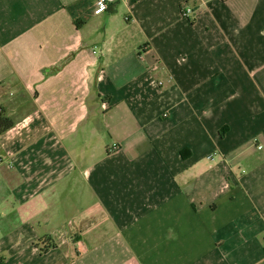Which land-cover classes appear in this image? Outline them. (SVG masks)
<instances>
[{
	"label": "crops",
	"instance_id": "0c3cea01",
	"mask_svg": "<svg viewBox=\"0 0 264 264\" xmlns=\"http://www.w3.org/2000/svg\"><path fill=\"white\" fill-rule=\"evenodd\" d=\"M95 6L0 0V264H264V0Z\"/></svg>",
	"mask_w": 264,
	"mask_h": 264
},
{
	"label": "built area",
	"instance_id": "2783aa9c",
	"mask_svg": "<svg viewBox=\"0 0 264 264\" xmlns=\"http://www.w3.org/2000/svg\"><path fill=\"white\" fill-rule=\"evenodd\" d=\"M110 1L111 0H96V6L94 10L95 15H102L106 13L110 8ZM193 15H194L193 9L189 7L187 4H184L182 6V16L187 20H192Z\"/></svg>",
	"mask_w": 264,
	"mask_h": 264
},
{
	"label": "trees",
	"instance_id": "16d2710c",
	"mask_svg": "<svg viewBox=\"0 0 264 264\" xmlns=\"http://www.w3.org/2000/svg\"><path fill=\"white\" fill-rule=\"evenodd\" d=\"M14 126L13 121L6 115L4 111H0V136L7 133Z\"/></svg>",
	"mask_w": 264,
	"mask_h": 264
}]
</instances>
